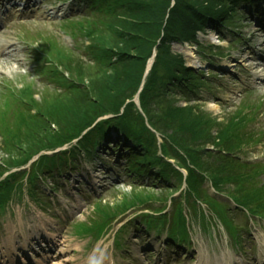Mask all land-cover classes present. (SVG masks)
Masks as SVG:
<instances>
[{"label":"trees","instance_id":"1","mask_svg":"<svg viewBox=\"0 0 264 264\" xmlns=\"http://www.w3.org/2000/svg\"><path fill=\"white\" fill-rule=\"evenodd\" d=\"M173 1L172 6V0H81L87 15L75 30L89 42L82 50L94 61L89 64L93 74L77 65L61 47L47 41L42 52L50 65L44 72L52 68L57 80L69 92L55 93L50 100L37 102L32 86L17 88L14 93L25 104L23 113H15L14 122L0 126L5 148L18 152L17 159L11 160L9 166H20L42 150L71 143L99 118L114 116L99 121L84 134L79 147L90 155L96 143L112 138L113 131L117 134L116 146L122 144L129 150L122 157L126 158L133 177L149 176L160 181L159 189L153 184L143 185L133 188L128 197L117 202H97L87 222L78 225L83 234H103L131 208L143 206L157 213L160 211L153 207L155 203H165L170 198L175 204L171 197L182 188L183 176L168 163L170 159L187 171L184 194L187 205L195 203L192 199L209 200L203 185L207 178L218 193L227 195L252 215L264 216V183L255 181L257 172L244 170L240 162L231 159L236 151L255 140V132L247 126L259 104L244 101L235 116L222 118L221 122L203 110L196 100H189L186 106H176L175 97H190L198 92L199 86L209 83L203 71L186 67L182 54L170 48L173 42H187L205 59L198 31H204L209 25L216 30L230 27L234 33L233 27L239 26L238 14L245 15L240 4L255 0ZM154 49L155 62L139 95L140 113L132 100L142 85L145 67ZM59 66L68 78L63 71L58 74ZM158 134L162 139L159 145ZM159 146L161 153L157 155ZM57 156L50 160L41 157L34 164L38 170L33 171V177L45 172L53 161H62ZM175 205L178 209L170 223L171 233L184 234L185 218L179 204ZM145 216L150 217H142Z\"/></svg>","mask_w":264,"mask_h":264},{"label":"rangeland","instance_id":"2","mask_svg":"<svg viewBox=\"0 0 264 264\" xmlns=\"http://www.w3.org/2000/svg\"><path fill=\"white\" fill-rule=\"evenodd\" d=\"M50 4L55 5L57 9L52 8ZM243 5L245 9H242V12L248 14L246 16L238 14V20L235 21L239 25L237 30L241 34L239 41L234 43L226 29L218 32L223 39L218 40L215 29L210 28L209 25L198 34L200 43L203 46L206 45V52L214 51L220 56H213V64L201 61L200 54L196 52V47L193 45L171 43L170 48L173 52L183 54L186 65L195 70H203L204 75H209L208 82H211L208 86L201 87L197 95L175 97L176 106H186L191 99L199 100L197 102L199 106L212 113L217 121L221 122L222 118L235 116L234 113L240 108L239 103L242 100L248 103L256 102L258 99L264 100V61H258L256 58L261 54L264 57V51H261L264 50V29L259 30L264 25V1L259 0L257 3L251 1ZM30 6H32L30 10L33 11L32 18L18 21L13 18L0 31V53L7 51L8 45L14 48V52L9 57L0 56V91H6L4 89L8 88L7 84L13 88L30 84L35 91L34 99L39 102L45 98L50 100L56 92L46 85L47 79L32 72V67L35 65L33 50L37 46H45L47 41H50L57 47H61L87 73L93 74V68L89 65L92 63L91 56H81L71 50L72 47L86 45L82 44V41L74 42L71 36L60 27L59 20L63 17V13L69 17L78 14L79 6L76 2L70 1L63 6L58 0H44L41 4L39 1L32 2ZM249 9L258 18V24L251 20L253 14H249ZM207 44L221 47L211 50L209 49L211 46ZM49 85L54 86L53 82ZM246 90L250 93L242 96ZM2 99L3 95H0V102ZM4 110L0 109V115L4 114ZM10 111L13 112L12 109H9V113ZM261 111V115L253 124H250V128L253 131L256 130L258 135L263 132V141L252 143L244 149L247 159L257 158L264 163V106ZM20 143L23 146L26 145L25 141ZM103 143L101 144L104 147H109V151L99 147L93 161L85 159L84 153H77L75 159L78 165L68 173L69 177L66 175V178H70L68 181L63 180L65 175L59 178V173L54 171L57 173L54 174L55 178H43V181L36 183V186H42L41 191L44 189L46 195L50 194L49 188L57 187L56 193L45 197L44 205L35 203V199L29 196L25 179L22 180L21 186L20 183L12 186L9 191L12 196L9 200L3 201L6 207L0 218V264H18L19 262L25 264L28 260L29 264H112V262L130 264L135 260L139 261L134 262L136 264L153 262L156 264H224L226 258L232 259V264H264V222L260 219L253 221L250 218L247 219L242 213H237L235 219L243 227L240 232L241 247L237 248L223 232L218 220L214 222L218 227L215 228L218 232L214 234L212 230L206 231L207 228L201 226L198 218H191V214L194 216L192 212L190 218L191 229H193L191 234L193 252L184 259L181 254L177 258L179 263L173 260L174 253L177 251L173 253L171 248H163L165 244L171 242L166 238V231L163 228L156 232L152 231L148 236L143 229L135 227L136 222L139 221L133 222L132 219L141 211L131 210L126 219L123 218L124 222L116 224L98 241L91 237L84 238L77 228L73 229L72 224L76 225L89 219L96 199L117 202L123 197H128L136 187L130 183L131 178L125 174L123 166L126 160L120 159V154L127 156L129 151L124 150L121 145L114 147L112 144ZM242 151L244 152L243 149ZM17 154L18 152L5 148L0 136V160L9 166L11 160L17 159ZM57 166L54 164L50 170H55ZM11 172L18 171L13 169ZM82 181H86L85 184H82ZM147 181V177L139 179V182ZM96 183L101 185L98 190L102 192V195L93 194L92 184ZM32 187L30 186L28 190ZM210 191L213 192L211 188ZM199 207V212L207 209L205 205ZM44 208L45 211H43ZM219 208H221L220 205ZM117 231H120V234L116 235ZM146 244L154 252H147ZM149 253H153L154 255L151 254L153 257L148 256ZM143 256L147 257L142 258Z\"/></svg>","mask_w":264,"mask_h":264},{"label":"bare ground","instance_id":"3","mask_svg":"<svg viewBox=\"0 0 264 264\" xmlns=\"http://www.w3.org/2000/svg\"><path fill=\"white\" fill-rule=\"evenodd\" d=\"M13 49H14V48H13ZM13 49H11V52H12V53H13ZM8 53H10V52L5 53L6 57H9V56H10ZM12 264H13V263H12Z\"/></svg>","mask_w":264,"mask_h":264}]
</instances>
